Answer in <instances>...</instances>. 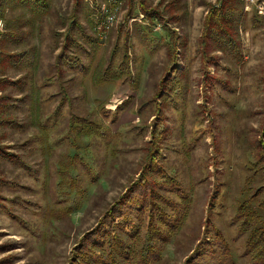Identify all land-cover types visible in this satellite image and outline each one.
<instances>
[{
  "label": "rangeland",
  "instance_id": "rangeland-1",
  "mask_svg": "<svg viewBox=\"0 0 264 264\" xmlns=\"http://www.w3.org/2000/svg\"><path fill=\"white\" fill-rule=\"evenodd\" d=\"M25 1L0 16L4 26L13 16L30 18L28 8L40 0ZM44 1L49 5L28 40L37 60L24 56L6 70L16 79L32 74L37 63L34 78L26 80L39 108L32 121L26 91L6 89L23 98L15 101L20 123L2 128L4 142L23 162H1L0 264L74 263L84 245L82 251L95 248L92 239L99 238L92 233L101 222L109 226L106 213L117 201L118 216L109 220L131 214L136 221L130 189L152 176L143 163L156 150L165 169L153 172L155 186L169 210L170 199L179 206L181 221L155 264L210 261L208 239L216 229L245 264L235 213L246 185L252 192L264 184V13L241 0V54L234 56L203 44V22L217 0H179L184 18L167 26L146 11L159 0H125L108 26L102 0ZM71 24L74 41L57 73L56 55ZM90 122L98 131L81 134Z\"/></svg>",
  "mask_w": 264,
  "mask_h": 264
},
{
  "label": "trees",
  "instance_id": "trees-1",
  "mask_svg": "<svg viewBox=\"0 0 264 264\" xmlns=\"http://www.w3.org/2000/svg\"><path fill=\"white\" fill-rule=\"evenodd\" d=\"M163 1L159 0L154 8L146 10L152 19L163 20V25L167 26L169 21L176 22L181 17L184 18L185 3H180L179 0H169L164 3ZM26 2L25 0H0V16H5L6 9L11 5H26ZM34 5L37 8H28V10L31 9L32 11L30 18L22 20L18 16H13L12 19L15 18L12 22L7 19L8 21H6L4 26L5 30L0 34V87L5 91L0 95V185L5 182L2 176L3 168L1 167V162L4 160L23 162L19 152L11 150V146L4 142L6 133L2 128L20 123L15 113V109L18 106L15 101L23 99L21 96H13V90H6L8 87L20 88V92L26 91L27 94L25 96H29V110H31L33 117L32 121L37 119L36 112L39 108H37V96L33 95L35 93L34 88L26 80V78H34V70L38 67L37 63L35 62L32 65L33 67H31L33 68L32 74L26 72L23 73V76L13 79L6 73L10 66L17 65V62L24 56H30L29 59L32 58V61L36 57L37 60V52L28 53L31 49H34V45H30L28 40L35 33V24L40 18L41 11L43 12V9L46 8L45 6L49 4L44 0H40L35 2ZM179 9H181V12H178ZM244 17V5L241 0H217V2L212 3L203 22V44L206 42V44L211 45L210 50L208 49L207 51L224 48L234 56L236 54L240 55L241 40L239 29L241 23L245 20ZM71 29L72 24L69 31L65 33L62 46L56 55L54 65L57 73L63 70V62L68 61L64 56L67 53L69 41H74ZM26 36L29 37L26 39ZM177 38L178 35L173 38L175 48L178 43ZM21 42H28V47L17 49L10 45L17 46ZM172 67L173 70L176 68ZM176 72L179 73L178 70ZM168 79H170V76H168ZM26 84L27 88L29 87L27 90L25 89ZM60 86L66 90L63 82H60ZM95 124L97 123L94 122V125L91 122L85 123L81 134L90 135L98 131V126ZM158 153V150L155 153L152 152V155L148 153L147 159L143 163L146 170L144 173L148 172L152 176L143 175L142 179L138 180V183H134L130 189L132 192L135 191L131 196L133 203L135 202L136 204L135 217L137 220H133L131 214H128L126 215L127 218L119 215L122 217L120 221H110L109 218L118 216L115 213V210L119 207V202L117 201L114 205L115 209L106 213V215H109L107 217L109 226H106L105 221V224L101 222L100 229H98L99 232L92 233L99 238L92 239L97 251L91 245L88 250L82 251L86 248L84 245V248L78 250L73 260L74 263L72 262L71 264H155L160 258L159 254H161L162 245L166 244L178 229L181 221V209L170 199V203H168L170 206L169 210L167 204L163 202L164 199L162 201V197L166 198L167 196L164 193L162 194L161 190L159 191L155 186L158 182L155 180L153 172L163 171V174L165 169L164 165L157 162V159H159ZM261 167H264V165ZM149 181L152 184L150 188L146 186ZM250 187L248 183L243 193L245 196L239 201L235 213V221H237L239 233L245 235L244 251H242L240 259H247L245 264H264V184L261 185V188H257L252 192L248 190ZM262 192L263 196L259 197ZM142 209L146 210V214H141ZM114 223L119 224L121 229H114L112 227ZM129 224L131 225L130 230L127 229ZM214 234L215 237L208 239L210 240L208 242L212 244V259L198 262L196 259L191 260L188 258L184 264H238L237 255H233V250L229 246L227 237L222 231L217 229ZM104 235L108 236L106 245L105 242L103 243ZM96 243L102 244L101 249L97 248Z\"/></svg>",
  "mask_w": 264,
  "mask_h": 264
},
{
  "label": "built area",
  "instance_id": "built-area-1",
  "mask_svg": "<svg viewBox=\"0 0 264 264\" xmlns=\"http://www.w3.org/2000/svg\"><path fill=\"white\" fill-rule=\"evenodd\" d=\"M125 0H102L101 11L105 14V18L102 20L103 23H106V26L112 22L114 19V12ZM135 1V0H131ZM247 7L254 5L258 12L264 13V0H244ZM4 28V21L0 17V30Z\"/></svg>",
  "mask_w": 264,
  "mask_h": 264
},
{
  "label": "bare ground",
  "instance_id": "bare-ground-1",
  "mask_svg": "<svg viewBox=\"0 0 264 264\" xmlns=\"http://www.w3.org/2000/svg\"><path fill=\"white\" fill-rule=\"evenodd\" d=\"M110 28V27H109Z\"/></svg>",
  "mask_w": 264,
  "mask_h": 264
}]
</instances>
